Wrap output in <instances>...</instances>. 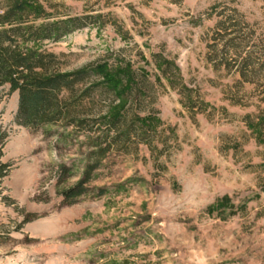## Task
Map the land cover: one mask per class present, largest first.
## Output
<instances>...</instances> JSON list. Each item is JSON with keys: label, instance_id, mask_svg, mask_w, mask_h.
I'll return each instance as SVG.
<instances>
[{"label": "rangeland", "instance_id": "obj_1", "mask_svg": "<svg viewBox=\"0 0 264 264\" xmlns=\"http://www.w3.org/2000/svg\"><path fill=\"white\" fill-rule=\"evenodd\" d=\"M31 1L23 28H81L25 46L63 73L131 65L153 101L128 122L151 124L116 140L99 103L90 128L32 131L1 89L0 264H264V0Z\"/></svg>", "mask_w": 264, "mask_h": 264}, {"label": "trees", "instance_id": "obj_2", "mask_svg": "<svg viewBox=\"0 0 264 264\" xmlns=\"http://www.w3.org/2000/svg\"><path fill=\"white\" fill-rule=\"evenodd\" d=\"M33 4L31 0H24L0 15V90L8 86L9 95L18 93L16 123L32 131L63 121L70 127L80 129L89 125L90 128L98 119L89 118V113L95 115L99 103H106L111 111L105 123L108 129L118 133L115 139L139 138V128L148 127L151 119H140L138 116H133L130 122L128 119L133 108L141 114L152 104V94L148 93L146 97L142 92V87L148 85L143 74H137L131 65L122 63L116 66L101 63L73 73H63L55 55L30 50L25 44L41 40L59 41L80 29L81 25L77 20H68L46 25L34 32L30 28H23V24H26L24 18ZM171 67L166 63V71L161 70L164 76L171 75ZM242 67L246 71L247 65L243 64ZM79 87L84 89L81 91ZM63 93H68L70 99L63 100ZM124 101L129 108L124 110L123 107L120 111L115 107ZM123 127L127 130L121 134ZM7 139L8 135L0 127V150ZM10 167L3 164L0 158V188ZM85 181L65 191V200L80 197L84 193Z\"/></svg>", "mask_w": 264, "mask_h": 264}]
</instances>
